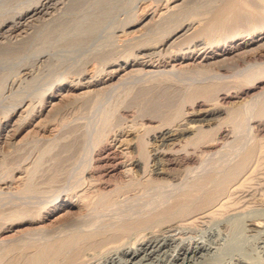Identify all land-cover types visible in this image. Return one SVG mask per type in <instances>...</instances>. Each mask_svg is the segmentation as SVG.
I'll return each instance as SVG.
<instances>
[{
  "label": "rangeland",
  "instance_id": "obj_1",
  "mask_svg": "<svg viewBox=\"0 0 264 264\" xmlns=\"http://www.w3.org/2000/svg\"><path fill=\"white\" fill-rule=\"evenodd\" d=\"M18 1L20 3L22 2L21 3L22 6H26V4H29L33 0L31 1L24 0L25 3L22 0H0V14L4 13L7 15L8 13L12 14V13L17 12L18 9H16V5L14 4H18ZM150 1H153V0H141V1L137 0V3L141 4V7H142V6H145L146 4H149ZM187 1L189 0H171L172 3L170 4V6H176V5L178 6V7H175L176 16L174 17H178L180 15L196 14L197 11H198L197 13H199L205 10L206 7L203 5L207 4V6H209V4H211L210 2H213V0L212 1L210 0V2H208L209 0H190L191 3L189 1L190 3L189 4ZM240 1H243L244 5L246 7L247 6L249 7L247 8L250 11L245 9L246 17L244 19L248 17L246 19L247 21L242 20L240 24H237L235 28L230 30L229 31L230 33L227 32L226 35L222 34V35H219L217 38L215 37V39L208 40L207 41L208 47L206 46L204 49H201V51L200 50L195 51V52L192 51L191 49L192 44L191 45L187 44L184 41H181V43L180 42L177 43L173 48H171L172 49L171 51H173L172 53L174 55L172 53L171 54L167 53V55L165 56L163 55V58L165 57L163 60L166 62L168 61V65H166L165 68L160 67L158 70H155V71H164V72L171 71L172 74L161 75V76L159 75V76H156V78H148V79L147 77L130 79L129 80L130 84L125 85L124 88L123 87L117 88L116 92L114 94H111V98H113L111 101L107 100L109 96L108 98L106 96L107 99L105 98L104 100L99 101L101 100L102 95L98 96L97 93L94 91L96 89L95 87L96 79L92 80L89 86H79L78 85L79 86L78 87L74 85L73 83L68 84L65 80H63V77L64 75L65 76L67 75V72L68 74L69 72H71L70 69L72 68V66L70 65H73L74 62L77 63L78 59L80 58L84 59V57H86L91 52L94 53L95 52L94 48L98 46L99 44H102V43L108 44L111 41V34L113 31H116V35L117 34L120 35L121 34L120 30L123 27L129 28L128 29L129 32H134L136 28L137 29L135 31L139 29L140 25L132 23L136 18H139V16L142 13L141 8H139L140 10L139 9L136 11L133 10V7H134L133 5L134 3H136V0H112V1L111 0H88V1L84 0L80 4V6L77 7L75 11H73V13H69L70 15L69 14L67 15V18L69 20L67 19L64 25L62 23L63 22L62 6L58 5V7L56 6L54 9H51L50 11V13H52L53 16L56 17L55 18L56 21L50 22L49 26L44 30H42L41 20H38L39 22L36 21L35 25L37 26H35V28L32 30L33 37L28 42L22 43V45L21 44L14 45L13 48H11L10 50L6 52L5 51L0 52V136H1L0 137V171H1L0 172V264H32V262L33 264H82V263L89 264V263L103 261L105 257L112 254V252L114 253V251L121 245L131 246L133 243H135V241L137 242L141 240L145 234L150 233L152 231H158L159 229L162 228L163 226L162 225L163 222L161 220L162 218H159V220L161 221L159 225L157 223H154V221H156L158 217L155 220L153 219L152 220L153 222L151 221V223L150 222L147 223L146 226L141 225L142 226L141 227L139 225L138 227V223L141 221L143 216H145V214L147 216L149 212H153V213H149V215L150 214L154 215L155 213L158 212L160 208L161 209L159 211L167 207H171L177 202V199L181 197L183 194L185 195L186 193H189L190 191L191 192L194 191L196 185L201 183L203 179H204V182H206V186L208 188H213L215 184L214 182H211V181L214 178L215 179L220 178L229 169L239 164L246 157H247V162H246L247 170L250 172L252 169L254 170L250 173L251 175H249V179L246 181L244 186L239 190L241 192L233 191L234 194L230 196L229 202L226 204V206L217 210L212 215V217L208 216L206 218H202L191 224L190 222L187 223L188 221L184 220L183 218H177L175 219L177 222L175 221V223H171V224L173 225L176 224L179 226L178 236L179 237L186 236L184 238L182 237V239H185V240H188V238L189 240L198 239L199 236L202 237L203 235H206L207 230H209L210 228H213L214 230L215 229L218 230L221 234L220 236L222 240L227 239V237L231 235V238L233 240H231L230 244L226 247V251H227L225 252L226 254H228V252L229 253L241 252L248 256H251L259 264H264V231L257 237L250 236V235H253V233H245L244 231L243 232L241 231L242 222L244 224L245 219H249V217H252V216L257 217L262 222V224L264 223V201H263L264 195H262L264 194V186H263L264 185V172H263L264 170H262L264 169V138H263L264 132L261 135L254 132L255 129H253V127L255 123L253 124L252 122L246 123V118L244 119L242 117V118L234 119V115L231 116L227 112H224L223 114L216 117L215 119L216 122L218 119L222 122L228 119L227 124H226L228 126L227 127L228 129L227 137L228 138L226 137L225 138L226 140L225 139L222 140L221 141L222 143L219 144L218 148L213 150V152L211 151L209 153H204L200 151L202 150L201 147L203 143H197L194 135L190 134L188 137L193 138L190 141V144L184 147H180L178 150H179V153H182V155L185 154L186 152L193 153V156L196 157L197 162L196 164H194V166L192 165L189 167V168L193 167L192 169H184V168L181 169V171L177 173L179 178L177 182L175 181L172 183L173 185L171 184L172 187L171 185H169L170 187H168V185H165L167 189L165 188V186L164 188H162L163 186H157V187L152 186L148 188H142L141 187L142 184L139 182L143 178L141 173H143L142 168L144 166L141 168L143 160H140L139 167L137 166L135 170L137 169V172L139 171L138 174L139 176H142V178H140L137 181H133L132 183H125L127 182L126 181L127 178L124 177L123 179V177H120L119 175L116 176V179H113V180L111 179L110 184L112 182L111 185L113 186V188L115 187V182L119 180H124V183L126 184V186L121 188L119 192L115 191L114 193H112L111 198L113 199L110 198L108 202L105 203V200H99L100 202H98V199H96L97 198L96 197L94 199H96L97 201L96 200H94L95 202L92 201L93 204H90L89 206H85L83 204L84 205L83 206L81 205V203L78 202L80 200H78L76 196L78 195V193L82 191V189H86V187H88V181L83 179V178H86L88 174L84 173L83 175L84 177H82L81 169L84 168L83 166L87 167L88 164H90V161H89L90 151L88 150L89 149L91 150V148L93 147V141L96 139L94 136V132L96 133L97 131L98 133V134L96 133V137H98L99 134L101 133L103 134L105 133L104 134V136H106L105 140L107 139L108 141L112 142L111 145L115 146L118 149L119 144H116L117 140L114 141V139H115V136L120 132L119 129L120 128L122 129L123 127H125L124 125H122L124 123V116H122V113H121L122 109L127 110V111L125 110L123 111L125 112L127 116L125 117V122H128V125L135 123L134 125L136 127H140V124L147 123L146 126L152 125L154 127L155 125L156 127L159 124V126H171V127L173 126L174 127V125H177L178 123L179 124L183 123L182 121H186V119L188 118H191V117L200 118L204 114L205 110L209 109L210 107H213V104L219 99L217 95L218 92L213 94L212 97L208 96V98H205L202 95L205 92H208V91L213 92L214 90L220 89L222 88V86L228 83H231V81L237 79L238 76L241 77V75H243L245 72L246 73L249 72L250 69L253 68L256 70L255 67L257 66H259V69H257L258 71L256 70L257 73H259L261 70H263L264 72V24H263L264 14L261 13L264 10V0H240ZM260 1L262 2V4L260 3ZM219 2L220 1H217L218 5H219ZM157 3L155 2L150 3L151 9L154 8V6L156 5H161L163 7V5H165V0H160ZM183 3H185V5ZM5 5H9V6L6 7ZM203 7L205 8L203 9ZM249 12L250 14H248ZM259 18L260 20H262V22L259 20ZM129 21L130 23L128 24ZM243 23H245V25ZM250 23L251 25H249ZM246 24L249 26H247ZM250 27H251V30H250ZM98 31H102V32H99L98 34ZM212 34L214 35V32ZM8 35L11 38L15 37L14 34H11L12 36L10 34H7L6 36ZM34 37L35 39H33ZM93 43L94 45H92ZM180 45H182L183 47ZM176 47L178 50L176 49ZM74 49L76 50L74 51ZM252 49L253 50L257 49L256 50L257 52L255 51L253 53L254 57H252V59H249L248 61L247 60H237L233 58L235 55H238L239 53L246 52ZM258 50H259V54H258ZM45 53L47 55L44 56ZM39 55L40 57L42 55L43 60H41V62H35L36 64L34 65L33 62L34 60H36L34 58L36 56H37L36 58H38ZM88 57H89L88 58L89 60L92 58V56H88ZM222 57L223 59L224 58L226 59L223 60ZM68 58H70V60L74 59V61L73 62H71L72 60L68 61L69 60ZM217 60H220V61H217ZM253 61L254 63H258V64L256 65L253 64ZM209 62L212 64H209ZM67 64L69 65V67ZM156 64L157 62H155L154 65ZM247 65H251V67L248 66L249 67L248 69V67H246ZM87 66L89 70H91L93 67L92 63H89ZM23 67L24 68L29 67L33 75L32 77H34V79H28L25 82L22 80L20 70H22L21 68ZM32 67L34 68L32 69ZM63 69L65 70L64 72H62ZM240 70H243V71L241 72ZM93 71L94 70H92L91 72L93 73ZM103 74L101 75L100 78L105 79L106 76L105 74L104 75ZM232 74L233 76H236V78L233 77ZM58 75L61 77H59ZM96 75L97 73L94 74L93 77H95ZM209 76H212V77H209ZM40 78L42 79L41 81H39ZM200 78L201 79L205 78V79L201 80ZM215 78H217V80ZM116 80L117 79L112 80L111 83H116L117 82ZM49 81H51V83ZM43 84H48V85L47 87H44L46 85L42 86ZM36 86L37 87L42 86L43 89L39 87L42 90L41 89L38 90ZM50 86H52V88ZM258 88L259 89L254 90L255 92L254 91L250 92L248 97H244L243 100L246 101L248 98L250 102L253 99H257L253 97L259 96L258 94H261L262 91L264 92V85H261ZM85 91L88 93L86 94ZM189 92H191L192 94H190ZM77 94H78V97H80V99L76 97ZM95 95L97 96V98H95ZM88 97H90L91 101L93 100V102H91L90 99H89L90 102L87 101ZM190 98H191V101H190ZM84 99L87 102H85ZM241 100L242 99H236V101H241ZM259 100H261V98H259ZM263 100L262 102L260 101V107L258 106L257 108V111L260 113L259 115L260 117L264 116ZM98 101H99V104L102 105L103 107L99 106ZM185 101L187 102L185 103ZM30 103L32 104L33 107L30 105ZM168 103L169 104L174 103V104H170L169 106ZM85 104L88 107H86ZM261 104H263V106H261ZM25 105H27L28 107L30 106V108L28 109V107H26ZM129 105L130 107H128ZM81 106L82 107L84 106V107L82 108ZM226 106L230 107L229 104H227ZM108 107L110 108V111H111L110 113L112 115H110L109 112H108L109 115L106 114L107 109H109ZM23 109L24 110L26 109V110L24 111ZM8 110L10 112L13 111V113L12 112L10 113ZM25 113H26V116L23 119V116L25 115ZM162 113H164L163 116H162ZM139 114L142 115V117H140ZM185 114H187V117ZM75 115L78 116V117L76 116L77 119ZM154 115L155 117L153 118L157 117L156 118L157 120L151 119L152 116ZM26 117L27 119H25ZM182 117L184 118L186 117V118L184 119ZM121 119L123 120L122 122H121ZM134 120H136L137 122ZM215 120H212L211 122H215ZM160 121L161 123H159ZM164 121H166V123ZM18 123H19V126H18ZM86 123H88V125ZM243 125L245 127H248L249 129L248 128L245 129ZM216 126H217V123H212L210 126H204V130L211 132L208 135L210 138L207 137L205 141L212 140L213 138L215 139L218 137L217 136L218 134L215 131H213L215 130L214 128H216ZM97 128L99 130H97ZM116 130H117V133H116ZM110 131L111 133H109ZM152 133H153L152 131L149 133L147 132L144 133L143 130L139 131L140 135L137 133L138 134L137 138L139 140H141L143 143L146 142L147 144H149L148 145L149 148L152 146L149 149L148 146L146 145L144 152L148 150L150 151L153 148V145L155 144L153 143L154 138L152 137ZM258 135L261 139L258 137ZM98 145L100 146V144ZM99 146H96L95 149H98ZM222 146L224 149L222 148ZM124 147L125 146H123V148L121 147L120 150L125 149ZM217 150H220V151H217ZM207 158L209 159L212 158L213 160L211 159L212 161H210ZM75 166L77 167L75 168ZM261 166L263 168H261ZM86 167H85L86 169L85 172L89 170V166L88 168ZM200 171H203V172H200ZM256 172L257 174H255ZM39 173L42 175H39ZM216 174L217 175L220 174V175H218V177H215ZM256 175L258 176L256 177ZM134 177H137L136 172H134ZM250 178H251V181H250ZM255 178L258 180V182ZM77 179L79 180V182H77L78 181ZM81 180L82 181L84 180L83 183ZM199 180L201 181L199 182ZM207 180L209 181L211 180V181L209 182ZM136 182L138 185L136 184ZM207 182L212 183V185H209V183ZM252 182L254 183L252 184ZM175 184H177V186L180 185L181 187L179 186L177 188ZM152 189L154 191H151ZM148 190H150L151 192ZM163 190L165 191V194H163L164 193ZM178 190H180L181 192ZM171 194H173L174 196ZM132 195H133V198L131 197ZM155 197H156V200H155ZM149 199L152 201H150ZM140 201L143 203H141ZM236 202L240 204L241 206L238 205ZM144 204L146 205V207ZM154 210H156L155 213H154ZM129 211L131 212L133 211L132 214L131 212L129 213ZM146 211H148V213H146ZM109 212L112 214L113 218L111 217V214ZM104 214L106 217L104 216ZM177 215L175 214L174 216H177ZM138 217H140V220ZM133 220H135V222ZM178 221H179V224H177ZM182 224L184 226L186 225L187 226L184 227L182 226ZM121 227H124V228H121ZM118 229L119 231H117ZM108 233L109 235H107ZM85 234H88V235H85ZM222 240L219 241V245H218L220 247V244L222 243L221 248L224 245V241L222 242ZM209 262H211L210 264H212L211 259L209 260Z\"/></svg>",
  "mask_w": 264,
  "mask_h": 264
},
{
  "label": "bare ground",
  "instance_id": "obj_2",
  "mask_svg": "<svg viewBox=\"0 0 264 264\" xmlns=\"http://www.w3.org/2000/svg\"><path fill=\"white\" fill-rule=\"evenodd\" d=\"M24 1V0H22ZM31 1V0H26ZM84 0H33L29 4H26V6H22L21 3L18 1V4L16 5V9H18L17 12L12 14H0V52L8 51L11 48L14 47V45L21 44L28 42L33 37L32 30L35 28V22L38 20H41L42 24V30L46 29L50 22L56 21V17L53 16L52 13H50L51 9H54L58 5L62 6L63 10V25L67 21V15L69 13H73L77 7L80 6V4ZM88 1V0H87ZM112 1V0H111ZM141 1V0H140ZM160 0H153L150 1V3H157ZM190 1V0H189ZM189 1H187L189 3ZM212 1V0H211ZM217 1L219 2V5L217 4ZM86 2V1H85ZM135 2V1H133ZM139 2V1H138ZM146 2V1H145ZM162 2V1H161ZM160 2V4H161ZM182 2V1H180ZM210 2V0L208 1ZM259 2V1H258ZM16 3V2H15ZM20 3V5H19ZM25 3V1H24ZM27 3V2H26ZM149 3V2H148ZM146 4L145 6L141 7V4L134 3L133 10H138L141 8V15L139 18H136L132 23L138 24L139 29L137 31L134 30V32H129L126 27H121L120 35H116V31H113L111 34V41L108 44H99L94 48L95 52H91L88 54L84 59H78V62H74L72 68L70 69L71 72H67V75L63 77V80H65L68 84L73 83L76 86H89L92 82V80L96 79L94 90L98 96H101L102 101L106 98L108 101H111L113 98H111V94H114L116 92V89L119 87H125V85L130 84L129 80L134 78H156V76L161 75H169L172 74L171 71H155L158 70L160 67H166L168 65V61H164L163 55H167V53H172L171 51L177 43H181V41L186 42L187 44H192L191 49L192 51H201V49H204L208 45V40L215 39L219 35L225 34L229 32L230 30L234 29L237 24H240L245 16V11L249 10L245 5L243 1L240 0H213V2H210L209 6L203 5L204 11H201L199 13L196 12V14H188V15H180L178 17L175 13V7L176 6H170L172 3L171 0H165V5L163 7L161 5H156L154 8L151 9V4ZM164 3V2H163ZM175 3V2H174ZM186 3V4H188ZM191 3V1H190ZM189 3V4H190ZM193 3V2H192ZM262 4V2L260 1ZM158 4V3H157ZM185 5V3H183ZM243 4V5H242ZM251 4V3H250ZM140 5V6H139ZM258 5V4H257ZM256 5V6H257ZM6 7L9 5H5ZM103 6V5H102ZM5 7V8H6ZM114 7V6H113ZM117 7V6H116ZM150 7V9H149ZM153 7V6H152ZM201 7V6H200ZM59 9V8H58ZM57 9V11H58ZM91 9V8H90ZM114 9V8H113ZM112 9V10H113ZM184 9V8H183ZM246 9V10H245ZM259 9V8H257ZM12 10V9H11ZM14 10V9H13ZM129 10V9H128ZM132 10V11H133ZM140 10V9H139ZM199 10V9H198ZM263 10V9H262ZM92 11V10H91ZM131 11V10H130ZM128 11V12H130ZM180 11V10H179ZM186 11V10H184ZM200 11V10H199ZM250 11V10H249ZM252 11V9H251ZM264 11V10H263ZM261 12L264 14V12ZM89 12V10H88ZM106 12V11H105ZM177 12V11H176ZM55 13V12H54ZM58 13V12H56ZM77 13V12H76ZM91 13V12H90ZM195 13V12H194ZM78 14V13H77ZM250 14V12L248 13ZM55 15V14H54ZM70 15V14H69ZM247 15V13H246ZM106 16V15H105ZM137 16V15H136ZM61 17V16H60ZM95 17V16H94ZM59 18V17H58ZM62 18V17H61ZM252 18V17H250ZM256 18V17H255ZM55 19V20H54ZM87 19V17H86ZM69 20V19H68ZM250 20V19H249ZM260 20V18H259ZM247 21V20H246ZM257 21V20H256ZM262 22V20H260ZM39 22V21H38ZM121 22V21H120ZM253 22V21H252ZM260 22V23H261ZM58 23V22H57ZM73 23V22H72ZM130 21L128 22V24ZM131 23V24H132ZM259 23V24H260ZM114 24V23H113ZM245 25V23H243ZM262 24V23H261ZM264 24V23H263ZM262 24V25H263ZM98 25V24H97ZM247 25V24H246ZM251 25V23L249 24ZM247 25V26H249ZM257 25V24H256ZM241 26V25H240ZM261 26V25H260ZM254 27V26H253ZM263 27V26H262ZM51 28V27H50ZM131 28V26H130ZM77 29V28H76ZM251 30V27H250ZM262 30V29H260ZM259 30V31H260ZM64 31V30H63ZM237 31V30H235ZM256 31V30H255ZM39 32V31H38ZM78 32V31H77ZM99 32L102 31H98ZM214 32V35L212 34ZM16 33V34H15ZM230 33V32H229ZM7 34H14V38L6 36ZM67 35V34H66ZM103 35V34H102ZM107 35V34H106ZM12 36V35H11ZM42 36V35H41ZM110 36V35H109ZM214 36V38H213ZM75 37V36H74ZM101 37V36H100ZM107 37V36H106ZM204 37V38H203ZM99 38V37H98ZM35 39V37L33 38ZM32 39V40H33ZM97 39V38H96ZM100 39V38H99ZM98 39V40H99ZM231 40V39H230ZM250 40V39H249ZM216 41V40H214ZM34 42V41H33ZM93 42V41H92ZM250 42V41H249ZM95 43V42H94ZM94 43L92 45H94ZM217 43V42H216ZM244 43V42H243ZM184 44V43H183ZM68 46V45H67ZM182 46V45H180ZM179 46V47H180ZM189 46V45H188ZM187 46V48H188ZM210 46V45H209ZM242 46V45H241ZM263 46V45H262ZM71 47V45H70ZM89 47V46H88ZM183 47V46H182ZM208 47V46H207ZM212 47V46H211ZM90 48V47H89ZM88 48V49H89ZM186 48V47H185ZM243 48V47H242ZM177 49V47H176ZM76 49H74L75 51ZM80 50V49H79ZM178 50V49H177ZM181 50V48H180ZM179 50V51H180ZM257 49L248 50L246 52L239 53L238 55H235L233 58L237 60H249L252 59L253 53ZM64 51V50H63ZM85 51V49H84ZM88 51V50H86ZM175 51V50H174ZM181 52V51H180ZM225 52V51H224ZM240 52V51H239ZM257 52V51H256ZM70 53V52H69ZM80 53V52H79ZM184 53V51H183ZM238 53V52H237ZM173 54V53H172ZM259 54V50H258ZM47 55L46 53L44 56ZM174 55V54H173ZM184 55V54H183ZM182 55V56H183ZM205 55V54H204ZM77 56V55H76ZM88 56H92V58L89 60ZM187 56V55H186ZM207 56V55H206ZM205 56V57H206ZM215 56V55H214ZM37 57V56H36ZM34 58V65L35 62H41L43 60L42 55L38 58ZM48 57V56H47ZM78 57V56H77ZM80 57V56H79ZM178 57V56H177ZM192 58V57H191ZM263 58V57H262ZM38 59V60H37ZM47 59V58H46ZM45 59V60H46ZM51 59V58H50ZM69 59V60H68ZM68 61H71L70 58H68ZM179 59V58H178ZM223 59V57H222ZM221 59V60H222ZM224 58L223 60H225ZM199 60V59H198ZM33 61V60H31ZM52 61V60H51ZM67 61V62H68ZM74 59L71 61L73 62ZM77 61V60H76ZM220 61V60H217ZM155 62H157L156 65ZM213 62V61H211ZM252 62V61H251ZM27 63V62H26ZM89 63H92L93 67L91 70H89L87 65ZM200 63V62H199ZM208 63V62H207ZM217 63V62H216ZM220 63V62H218ZM39 64V63H38ZM66 64V63H65ZM72 64V63H71ZM195 64V62H194ZM197 64V63H196ZM202 64V63H201ZM209 64H212L209 62ZM208 64V65H209ZM240 64V63H239ZM249 64V62H248ZM253 64H258L254 63ZM263 64V63H262ZM31 65V64H30ZM68 65V64H67ZM68 65V67H69ZM98 65V67H97ZM25 66V65H24ZM33 66V64H32ZM41 66V64H40ZM55 66V65H54ZM251 67V65H247L246 67ZM254 66V65H253ZM37 67V66H36ZM35 67V69H36ZM172 67V66H171ZM177 67V66H176ZM216 67V66H215ZM248 67V69H249ZM34 67H32L33 69ZM67 68V67H66ZM256 70L259 69V66L255 67ZM20 74L22 80L25 82L28 79H34L32 77L31 70L28 68H21ZM179 69V68H178ZM236 69V68H235ZM242 69V68H241ZM92 70L93 73L91 72ZM213 70V69H212ZM244 70V69H243ZM243 70H240L241 72ZM247 70V69H245ZM255 69H250L249 72H245L243 75L238 76L237 79L231 81V83H228L222 88L214 90L213 92L208 91L202 94L205 98H208V96H211L218 92L219 99L213 104V107H210L209 109L204 111V114L199 118H188L186 121H182L183 123H178L177 125L172 126H156L154 127L151 125H147V123L140 124V127H136L133 124L128 125V122H125L126 114L122 109L121 113L122 116H124V125L121 130L119 129V133L115 136L114 141L117 140L116 144H119L118 149L115 146H112V142L105 140V137L103 133L99 134L98 137H96V133L94 132L95 140L93 141V147L89 153V161L90 164L89 170L85 172V167L81 169L82 170V177H84V173L88 174L86 178H83L84 180L88 181V187L86 189H82L80 193H78L77 199L81 203V205L89 206L90 204H93L92 201L98 199L99 200H105V203L110 200L112 197V193L115 191L119 192L121 188L125 187V183H132L133 181H137L140 178H143L140 180L139 183H141L142 188H148V187H154V186H163L165 185H171L173 182H177L178 180V174L181 169H192L193 167L189 168L190 166H194L196 164V157L193 156V153L186 152L182 155V153H179V148L184 147L188 144H190V141L193 138L188 137L190 134H193L196 138L197 143H203L200 151L204 153L213 152V150L217 149L219 144H221L222 140H224L228 135V129H227V120L220 121L219 119L216 122V117L223 114L224 112H227L229 115H234V119L237 118H246V123L252 122L255 123L253 129L254 132L261 135L264 132V116L260 117V113L257 111L258 106L260 107V101L262 102L264 98V92L262 91L261 94H258L259 96L253 97L257 99H253L249 102L248 98L247 100H243L244 97H248L249 93L259 89L261 85H264V72L261 70L259 73H257ZM65 70L63 69L62 72ZM207 71V70H206ZM236 71V70H235ZM239 71V72H240ZM35 72V70H34ZM91 72V73H90ZM181 72V71H180ZM251 72V73H250ZM16 73V72H15ZM18 73V72H17ZM97 75L93 77L94 74ZM105 74V79L100 78L102 74ZM178 73V72H177ZM226 73V72H225ZM19 74V73H18ZM36 74V73H34ZM63 74V73H62ZM61 74V76H62ZM71 74V75H70ZM92 74V75H91ZM103 74V75H104ZM234 74V73H233ZM232 74V76H233ZM57 75V73H56ZM174 75V74H173ZM186 75V74H185ZM219 75V74H218ZM235 75V74H234ZM18 76V75H17ZM38 76V75H37ZM50 76V75H49ZM59 76V75H58ZM59 76V77H61ZM149 76V77H148ZM177 76V75H175ZM181 76V75H180ZM194 76V75H193ZM220 76V75H219ZM228 76V75H227ZM230 76V75H229ZM182 77V76H181ZM180 77V78H181ZM212 77V76H209ZM223 77V76H222ZM236 78V76H233ZM185 78V77H184ZM206 78V77H205ZM204 78V79H205ZM221 78V77H220ZM58 79V77H57ZM117 79L116 83H111L112 80ZM176 79V78H175ZM201 79V78H200ZM201 79V80H204ZM212 79V78H211ZM217 80V78H215ZM223 79V78H222ZM226 79V78H225ZM12 80V79H11ZM38 80V78H37ZM42 79L40 78L39 81ZM52 80V79H51ZM61 80V79H60ZM173 80V79H172ZM177 80V79H176ZM258 80V81H257ZM13 81V80H12ZM11 81V82H12ZM17 81V80H16ZM21 81V80H20ZM19 81V82H20ZM180 81V80H179ZM178 81V82H179ZM184 81V80H183ZM186 81V80H185ZM188 81V80H187ZM190 81V79H189ZM226 81V80H225ZM51 83V81H49ZM94 82V81H93ZM215 82V81H214ZM263 82V83H262ZM55 83V82H54ZM141 83V82H140ZM172 83V82H171ZM184 83V82H182ZM195 83V82H194ZM208 83V82H207ZM19 84V83H18ZM57 84V83H56ZM59 84V83H58ZM149 84V83H148ZM191 84V82H190ZM189 84V85H190ZM10 85V84H9ZM14 85V84H13ZM37 85V84H36ZM46 85V86H44ZM48 84H43L42 86L47 87ZM52 85V84H51ZM179 85V84H178ZM201 85V83H200ZM8 86V85H7ZM42 86H36L39 89L42 88ZM59 86V85H58ZM70 86V85H69ZM68 86V87H69ZM78 86V87H79ZM191 86V85H190ZM220 86V85H219ZM41 87V88H39ZM49 87V86H48ZM52 88V86H50ZM54 87V86H53ZM98 87V88H97ZM63 88V87H62ZM185 88V87H184ZM7 89V88H6ZM35 89V88H34ZM43 89V88H42ZM41 89V90H42ZM46 89V88H45ZM44 89V90H45ZM71 89V88H70ZM69 89V90H70ZM73 89V88H72ZM83 89V88H82ZM93 89V88H92ZM190 89V88H189ZM47 90V89H46ZM49 90V89H48ZM51 90V89H50ZM161 90V89H160ZM166 90V89H165ZM188 90V89H187ZM34 91V90H33ZM37 91V90H36ZM89 91V90H87ZM162 91V90H161ZM261 91V90H260ZM43 92V91H42ZM92 92V91H91ZM132 92V91H131ZM151 92V91H150ZM193 92V91H192ZM255 92V91H254ZM30 93V92H29ZM49 93V91H48ZM87 94L88 92L85 91ZM84 93V94H85ZM148 93V92H147ZM156 93V92H155ZM192 94L191 92H189ZM203 93V92H202ZM42 94V93H41ZM47 94V93H46ZM73 94V93H72ZM82 94V93H81ZM118 94V93H117ZM157 94V93H156ZM164 94V93H163ZM11 95V94H10ZM28 95V94H27ZM26 95V96H27ZM124 95V94H123ZM136 95V94H135ZM162 95V94H161ZM187 95V93H186ZM80 96V95H79ZM92 96V95H91ZM138 96V95H137ZM156 96V95H155ZM190 96V95H189ZM255 96V95H254ZM78 97V94L76 96ZM134 97V96H133ZM151 97V96H150ZM196 97V96H195ZM194 97V98H195ZM261 100H259V98ZM38 98V97H37ZM74 98V97H73ZM95 98L97 96L95 95ZM128 98V97H127ZM139 98V97H138ZM153 98V97H152ZM181 98V97H180ZM251 98V97H250ZM249 98V99H250ZM76 99V98H75ZM89 101H91V98H87ZM94 99V98H93ZM236 99H242L241 101H236ZM117 100V99H116ZM151 100V99H150ZM154 100V99H153ZM161 100V99H160ZM163 100V99H162ZM255 100V101H254ZM42 101V100H41ZM40 101V102H41ZM72 101V100H71ZM85 102H87L84 99ZM89 101V102H90ZM97 101V100H96ZM98 101V104H99ZM106 101V102H108ZM118 101V100H117ZM191 101V98H190ZM26 102V101H25ZM43 102V101H42ZM69 102V101H68ZM88 102V103H89ZM93 102V100L91 101ZM119 102V101H118ZM165 102V101H164ZM187 101H185L186 103ZM189 102V100H188ZM198 102V101H197ZM201 102V101H200ZM203 102V101H202ZM73 103V102H72ZM75 103V102H74ZM77 103V102H76ZM87 103V104H88ZM154 103V102H153ZM182 103V102H181ZM192 103V102H191ZM264 103V100H263ZM34 104V103H33ZM39 104V103H38ZM37 104V105H38ZM81 104V103H80ZM83 104V103H82ZM105 104V102H104ZM108 104V103H107ZM132 104V103H131ZM162 104V103H161ZM165 104V103H164ZM169 104V103H168ZM174 104V103H170ZM169 104V106H170ZM194 104V103H193ZM206 104V103H205ZM227 104L230 105V107L226 106ZM32 106V104L30 103ZM40 105V104H39ZM67 105V104H66ZM86 105V104H85ZM84 105V106H85ZM114 105V104H113ZM121 105V104H120ZM126 105V104H125ZM176 105V104H175ZM174 105V106H175ZM28 107L27 105H25ZM74 106V105H72ZM80 106V105H79ZM83 106V107H84ZM101 107L102 105L99 104ZM151 106V105H150ZM157 106V105H156ZM189 106V105H188ZM263 106V104H261ZM33 107V106H32ZM82 107V106H81ZM82 107V108H83ZM86 107H88L86 105ZM91 107V106H90ZM103 107V106H102ZM121 107V106H120ZM119 107V108H120ZM130 107V105L128 106ZM142 107V106H141ZM158 107V106H157ZM166 107V106H165ZM172 107V106H171ZM195 107V106H194ZM207 107V106H206ZM20 108V107H19ZM22 108V107H21ZM30 106L28 107V109ZM109 108V107H108ZM113 108V107H111ZM188 108V107H187ZM27 109V110H28ZM37 109V108H36ZM67 109V108H66ZM78 109V108H77ZM97 109V108H96ZM129 109V108H128ZM137 109V108H136ZM150 109V108H149ZM170 109V108H169ZM206 109V108H205ZM15 110V109H14ZM24 110V109H23ZM26 110V109H25ZM24 110V111H25ZM65 110V109H64ZM85 110V108H84ZM93 110V109H92ZM116 110V109H115ZM160 110V109H159ZM188 110V109H187ZM9 111V110H8ZM32 111V110H31ZM83 111V110H82ZM118 111V110H117ZM127 111V110H125ZM145 111V110H144ZM163 111V110H162ZM177 111V110H176ZM257 111V112H256ZM10 112V111H9ZM13 113V111H11ZM10 112V113H11ZM22 112V111H21ZM70 112V111H69ZM68 112V113H69ZM105 112V111H104ZM108 112L110 113V108L107 109V115ZM114 112V111H113ZM146 112V111H145ZM153 112V111H152ZM159 112V111H158ZM166 112V111H165ZM200 112V111H199ZM19 113V112H18ZM23 113V112H22ZM28 113V112H27ZM103 113V112H102ZM116 113V111H115ZM143 113V112H142ZM203 113V112H201ZM20 114V113H19ZM18 114V116H19ZM29 114V113H28ZM72 114V113H71ZM79 114V112H78ZM98 114V113H97ZM132 114V113H131ZM164 113H162L163 116ZM190 114V113H189ZM195 114V113H194ZM66 115V114H65ZM89 115V114H88ZM106 115V116H107ZM110 115H112L110 113ZM118 115V114H117ZM134 115V114H133ZM140 115V114H139ZM187 117V114H185ZM193 115V113H192ZM191 115V116H192ZM23 116V115H22ZM25 115L23 116V119ZM67 116V115H66ZM70 116V115H69ZM77 115H75L76 117ZM81 116V115H80ZM83 116V115H82ZM104 116V115H103ZM74 117V116H73ZM78 117V116H77ZM76 117V119H77ZM105 117V116H104ZM109 117V116H108ZM142 117V115H140ZM151 119H156L153 118ZM169 117V116H168ZM185 117V118H186ZM194 117V116H193ZM19 118V117H18ZM71 118V117H70ZM139 118V117H138ZM184 118V117H182ZM184 118V119H185ZM259 118V119H257ZM22 119V118H21ZM20 119V121H21ZM27 119V117L25 118ZM75 119V118H74ZM81 119V118H80ZM79 119V120H80ZM83 119V118H82ZM86 119V118H85ZM89 119V118H88ZM102 119V118H101ZM106 119V118H105ZM104 119V120H105ZM111 119V118H110ZM113 119V118H112ZM129 119V118H128ZM160 119V118H159ZM162 119V118H161ZM166 119V118H165ZM2 120V119H1ZM66 120V119H64ZM84 120V119H83ZM95 120V119H94ZM109 120V119H108ZM115 120V119H114ZM132 120V119H131ZM157 120V119H156ZM173 120V118H172ZM212 120H215V122H211ZM19 121V122H20ZM119 121V120H118ZM123 120L121 119V122ZM130 121V120H129ZM136 121V120H134ZM167 121V120H166ZM166 121H164L166 123ZM181 121V120H180ZM71 122V121H70ZM137 122V121H136ZM141 122V121H140ZM245 122V121H244ZM112 123V122H111ZM120 123V122H119ZM149 123V122H148ZM161 123V121L159 122ZM212 123H217L216 128H214L218 135L217 138H213L212 140L205 141V139L208 137V135L211 132H208L204 130V126H210ZM88 125V123H86ZM106 124V123H105ZM225 124V125H223ZM243 124V123H242ZM65 125V124H64ZM100 125V124H99ZM113 125V124H112ZM116 125V124H114ZM157 125V124H156ZM167 125V124H166ZM169 125V123H168ZM173 125V124H171ZM233 125V124H232ZM19 126V123H18ZM85 126V125H84ZM103 126V125H102ZM109 126V125H108ZM244 126V125H243ZM245 127V126H244ZM105 128V127H104ZM139 128V129H138ZM248 127H245V129ZM42 129V128H41ZM112 129V127H111ZM240 129V128H239ZM249 129V128H248ZM44 130V128H43ZM61 130V129H60ZM59 130V132H60ZM71 130V129H70ZM97 130H99L97 128ZM143 130L144 133L147 132H153L152 137L154 138L155 143L153 145V148L149 151L144 152L146 145L148 146L146 142H142L137 138V135L139 134V131ZM76 131V130H75ZM92 131V130H91ZM106 131V130H105ZM109 131V130H108ZM115 131V130H114ZM253 131V130H252ZM43 132V131H42ZM53 132V131H52ZM62 132V131H61ZM107 132V131H106ZM84 133V132H83ZM100 133V132H99ZM111 133V131L109 132ZM117 133V130H116ZM138 133V134H137ZM213 133V132H212ZM248 133V132H247ZM74 134V132H73ZM98 134V133H97ZM239 134V133H238ZM54 135V134H53ZM107 135V133H106ZM111 135V134H110ZM140 135V134H139ZM150 135V134H149ZM250 135V134H249ZM258 135V137H259ZM11 136V135H9ZM59 136V135H58ZM87 136V135H86ZM92 136V135H91ZM143 136V135H142ZM252 136V135H251ZM1 137V136H0ZM93 137V136H92ZM148 137V136H147ZM150 137V136H149ZM214 137V135H213ZM216 137V136H215ZM232 137V136H231ZM235 137V136H234ZM13 138V137H12ZM40 138V137H38ZM113 138V137H112ZM111 138V139H112ZM228 138V137H227ZM260 138V137H259ZM264 138V136H263ZM4 139V138H3ZM79 139V138H78ZM110 139V137H109ZM146 139V138H145ZM257 139V138H256ZM261 139V138H260ZM42 140V139H41ZM91 140V139H90ZM153 140V139H152ZM226 140V139H225ZM4 141V140H3ZM6 141V140H5ZM112 141V140H111ZM229 141V140H228ZM232 141V140H231ZM253 141V140H252ZM86 142V141H84ZM92 142V141H91ZM227 142V141H226ZM81 143V142H80ZM232 143V142H231ZM85 144V143H84ZM88 144V143H87ZM90 144V143H89ZM100 144V146L98 145ZM80 145V144H79ZM151 145V144H150ZM198 145V144H197ZM200 145V144H199ZM229 145V143H228ZM15 146V145H14ZM96 146H99L98 149H95ZM125 146V149L120 148ZM263 146V145H262ZM90 147V146H89ZM116 149H115V148ZM152 147V146H151ZM150 147V148H151ZM193 147V146H192ZM199 147V146H198ZM259 147V146H258ZM149 148V146H148ZM149 148V149H150ZM223 148V146H222ZM2 149V148H1ZM85 149V148H84ZM194 149V148H193ZM224 149V148H223ZM259 149V148H258ZM220 151V150H217ZM259 151V150H258ZM261 151V150H260ZM84 152V151H83ZM182 152V151H181ZM215 152V151H214ZM5 154V153H4ZM58 154V153H57ZM67 154V153H66ZM137 154V155H135ZM262 154V153H261ZM206 155V154H205ZM215 155V154H214ZM87 156V155H86ZM263 156V155H262ZM52 158V157H51ZM55 158V157H54ZM59 158V157H58ZM214 158V157H213ZM225 158V157H223ZM253 158V157H252ZM209 159V158H207ZM212 159V158H211ZM209 159L210 161H212ZM142 161L141 168L143 169L142 176H139L137 169L135 168L139 167V162ZM150 160V161H149ZM222 160V159H221ZM220 160V161H221ZM224 160V159H223ZM201 161V160H200ZM253 161V160H252ZM227 162V161H226ZM247 157L244 158L239 164L235 165L233 168L229 169L223 176L217 179H213L211 182H214L215 186L213 188H208L206 186V182H204V179L201 183L197 184L194 191H190L189 193L183 194L181 197L177 199V202L172 205L171 207H167L161 211L158 210L157 213H155L156 210H154V215H148L141 216V221L138 223L141 226H146L147 223H151V221L156 219L154 223L160 224L159 218H162V228L158 231H152L150 233H147L143 236V238L139 241H135L131 246H125L121 245L118 247L114 253L108 255L103 259V261L89 263V264H210L209 260H212V264H259L255 259H253L251 256H248L241 252H235V253H229L226 254V247L230 244L231 235L227 237V239L222 240L221 234L218 230H214L213 228H210L207 230L206 235H203L202 237L199 236L198 239L193 240H185L182 239L183 236H178L179 226L173 225L171 223H175V219L177 218H183L184 220L194 223L202 218H206L208 216H211L219 209L226 206V204L229 202V198L231 195H233L234 192H241L239 191L246 181L249 179L250 173L254 170L252 169L251 172L247 170L246 167ZM79 163V161H78ZM144 163V164H143ZM210 163V162H209ZM228 163V162H227ZM238 163V162H237ZM3 164V163H2ZM13 164V163H12ZM15 164V163H14ZM82 164V163H81ZM234 165V164H233ZM52 166V165H51ZM88 166L86 168H88ZM229 166V165H228ZM263 166V165H262ZM261 166V168H263ZM21 167V166H20ZM38 167V165H37ZM68 167V166H67ZM70 167V166H69ZM77 166H75L76 168ZM81 167V166H79ZM198 167V166H197ZM254 167V166H253ZM22 168V167H21ZM74 168V170H75ZM202 168V167H201ZM204 168V167H203ZM208 168V167H207ZM255 168V167H254ZM260 168V167H259ZM258 168V169H259ZM32 169V168H31ZM57 169V168H56ZM214 169V168H213ZM212 169V170H213ZM216 169V168H215ZM257 169V168H256ZM255 169V170H256ZM264 170V169H262ZM261 170V171H262ZM21 171V170H20ZM38 171V170H37ZM71 171V170H70ZM133 171V172H132ZM205 171V170H204ZM208 171V170H207ZM211 171V169H210ZM218 171V170H217ZM260 171V170H259ZM1 172V171H0ZM39 172V171H38ZM72 172V171H71ZM134 172H136V176L134 177ZM203 172V171H200ZM264 172V171H263ZM54 173V172H53ZM198 173V172H197ZM215 173V172H214ZM218 173V172H217ZM220 173V172H219ZM261 173V172H260ZM5 174V173H4ZM19 174V173H18ZM22 174V173H21ZM257 174V172L255 173ZM39 175H42L39 173ZM80 175V176H81ZM119 175L120 177H126L127 182L124 183V180H119L115 182V187L110 184L111 179H116V176ZM181 175V174H180ZM186 175V174H185ZM203 175V174H202ZM208 175V174H207ZM220 175V174H218ZM216 174L215 177H218ZM12 176V175H11ZM20 176V175H19ZM38 176V175H37ZM70 176V175H69ZM74 176V175H73ZM192 176V175H190ZM194 176V175H193ZM201 176V175H199ZM258 175H256L257 177ZM10 177V176H9ZM48 177V176H47ZM64 177V176H63ZM196 177V176H195ZM198 177V176H197ZM203 177V176H202ZM22 178V177H21ZM46 178V177H45ZM50 178V177H49ZM211 178V177H210ZM209 178V179H210ZM253 178V177H252ZM263 178V177H262ZM17 179V178H16ZM36 179V178H35ZM44 179V178H43ZM63 179V178H61ZM182 179V178H181ZM199 179V178H198ZM256 179V178H255ZM20 180V178H19ZM78 180V179H77ZM80 180V178H79ZM79 180L77 182H79ZM83 180V181H84ZM189 180V179H188ZM192 180V178H191ZM199 180V182L201 181ZM257 180V179H256ZM61 181V180H60ZM82 181V180H81ZM82 181V183H83ZM209 181V180H207ZM209 181V182H210ZM251 181V178H250ZM255 181V180H254ZM4 182V181H3ZM2 182V184H3ZM42 182V181H41ZM207 182V183H209ZM256 182V181H255ZM258 182V180H257ZM5 183V182H4ZM11 183V182H10ZM87 183V182H86ZM85 183V184H86ZM191 183V182H190ZM198 183V182H197ZM254 182H252L253 184ZM137 184V182H136ZM196 184V183H195ZM262 184V183H261ZM7 185V184H6ZM69 185V184H68ZM78 185V184H77ZM138 185V184H137ZM173 185V184H172ZM171 185V187H172ZM177 186V184H175ZM179 185V184H178ZM185 185V184H184ZM194 185V184H193ZM209 185H212V183H209ZM260 185V184H259ZM263 185V184H262ZM9 186V184H8ZM63 186V185H62ZM87 186V185H86ZM128 186V185H127ZM135 186V185H133ZM180 186V185H179ZM177 186V188L179 187ZM264 186V185H263ZM59 187V186H58ZM69 187V186H68ZM181 187V186H180ZM189 187V186H188ZM248 187V186H247ZM5 188V187H4ZM11 188V187H10ZM62 188V187H61ZM138 188V187H137ZM159 188V187H158ZM157 188V189H158ZM166 188V186H165ZM256 188V186H255ZM263 188V187H262ZM2 189V187H1ZM59 189V188H58ZM154 189V188H153ZM151 191H154V190ZM156 189V188H155ZM167 189V188H166ZM170 189V188H169ZM172 189V188H171ZM261 189V188H260ZM69 190V189H68ZM128 190V189H126ZM140 190V189H139ZM142 190V189H141ZM174 190V189H173ZM248 190V189H247ZM56 191V190H55ZM125 191V190H124ZM150 191V190H148ZM150 191V192H151ZM162 191V189H161ZM160 191V192H161ZM164 191V190H163ZM172 191V190H171ZM170 191V192H171ZM176 191V190H175ZM180 191V190H178ZM244 191V190H243ZM50 192V191H49ZM67 192V191H66ZM123 192V191H121ZM147 192V191H146ZM157 192V191H156ZM167 192V191H166ZM181 192V191H180ZM187 192V191H185ZM232 192V193H231ZM247 192V191H246ZM135 193V192H134ZM163 193V192H162ZM245 193V192H244ZM54 194V193H52ZM67 194V193H66ZM149 194V193H148ZM158 194V193H157ZM165 194V191L164 193ZM170 194V193H169ZM178 194V193H177ZM247 194V193H246ZM255 194V193H254ZM75 195V194H74ZM117 195V194H116ZM124 195V194H123ZM131 195V194H130ZM147 195V194H146ZM161 195V194H160ZM167 195V194H166ZM173 195V194H171ZM169 195V196H171ZM237 195V194H236ZM261 195V194H260ZM264 195V194H262ZM52 196V195H51ZM118 196V195H117ZM122 196V195H121ZM150 196V195H148ZM154 196V195H153ZM162 196V195H161ZM174 196V195H173ZM172 196V197H173ZM41 197V196H40ZM50 197V196H49ZM71 197V196H70ZM97 197V198H96ZM115 197V196H113ZM133 198V195L131 196ZM135 197V196H134ZM145 197V196H144ZM157 197V196H156ZM155 197V200H156ZM160 197V196H159ZM168 197V196H167ZM178 197V196H177ZM235 197V195H234ZM233 197V198H234ZM96 198V199H94ZM138 198V196H137ZM151 198V197H150ZM158 198V197H157ZM166 198V196H165ZM255 198V197H254ZM260 198V197H259ZM58 199V198H57ZM60 199V198H59ZM73 199V198H72ZM93 199V200H92ZM113 199V198H111ZM154 199V198H152ZM168 199V198H167ZM166 199V200H167ZM232 199V198H231ZM257 199V198H256ZM40 200V199H39ZM54 200V199H53ZM150 200V199H149ZM158 200V199H157ZM170 200V199H169ZM175 200V199H174ZM186 202H184V201ZM262 200V199H261ZM68 201V200H67ZM71 201V200H70ZM76 201V199H75ZM97 201V200H96ZM134 201V200H133ZM137 201V200H136ZM135 201V202H136ZM143 201V200H142ZM147 201V200H146ZM145 201V203H146ZM152 201V200H150ZM241 201V200H240ZM253 201V200H252ZM260 201V200H259ZM264 201V200H263ZM95 202V201H94ZM113 202V201H112ZM111 202V203H112ZM121 202V201H120ZM134 202V203H135ZM141 202V201H140ZM148 202V201H147ZM156 202V201H155ZM154 202V203H155ZM158 202V201H157ZM255 202V201H254ZM143 203V202H141ZM150 203V202H149ZM153 203V202H152ZM160 203V201H159ZM237 203V202H236ZM253 203V202H252ZM251 203V204H252ZM68 204V203H67ZM74 204V203H73ZM109 204V203H108ZM128 204V203H127ZM238 204V203H237ZM244 204V203H243ZM70 205V204H69ZM83 205V206H84ZM110 205V204H109ZM124 205V204H123ZM145 205V204H144ZM149 205V204H148ZM240 205V204H238ZM60 206V205H59ZM72 206V205H71ZM100 206V205H99ZM105 206V205H104ZM133 206V205H132ZM167 206V205H166ZM164 206V207H166ZM241 206V205H240ZM36 207V206H35ZM43 207V206H42ZM53 207V206H52ZM70 207V206H69ZM111 207V206H110ZM123 207V206H122ZM128 207V205H127ZM126 207V208H127ZM146 207V205H145ZM159 207V206H158ZM244 207V206H243ZM83 208V207H82ZM85 208V207H84ZM89 208V207H88ZM108 208V207H107ZM116 208V207H114ZM125 208V207H124ZM141 208V207H140ZM149 208V207H147ZM146 208V209H147ZM157 208V206H156ZM228 208V207H227ZM236 208V207H235ZM240 208V207H239ZM59 209V208H58ZM65 209V208H64ZM80 209V207H79ZM78 209V210H79ZM100 209V208H99ZM98 209V210H99ZM60 210V209H59ZM87 210V209H85ZM101 210V209H100ZM116 210V209H115ZM122 210V209H121ZM136 210V209H135ZM150 210V209H149ZM232 210V209H231ZM53 211V209H52ZM97 211V210H96ZM95 211V212H96ZM103 211V210H102ZM109 211V210H108ZM128 211V210H126ZM125 211V212H126ZM142 211V210H141ZM145 211V210H144ZM39 212V211H38ZM46 212V210H45ZM57 212V211H56ZM92 212V211H91ZM94 212V213H95ZM115 212V211H114ZM118 212V211H117ZM124 212V211H123ZM131 211H129L130 213ZM133 212V211H132ZM131 212V214H132ZM136 212V211H134ZM140 212V211H138ZM222 212V211H221ZM49 213V212H48ZM81 213V212H80ZM90 213V212H89ZM97 213V212H96ZM104 213V212H103ZM110 213V212H109ZM108 213V214H109ZM128 213V212H127ZM126 213V214H127ZM142 213V212H141ZM40 214V213H39ZM98 214V213H97ZM107 214V215H108ZM111 214V213H110ZM109 214V215H110ZM117 214V213H116ZM177 216H174V215ZM35 215V214H33ZM80 215V214H79ZM96 215V214H95ZM108 215V216H109ZM114 215V213H113ZM118 215V214H117ZM130 215V214H129ZM144 215V214H143ZM38 216V215H37ZM94 216V215H92ZM97 216V215H96ZM101 216V214H100ZM105 216V214H104ZM116 216V215H115ZM121 216V214H120ZM123 216V215H122ZM139 216V215H138ZM160 216V217H159ZM22 217V216H21ZM36 217V216H35ZM103 217V216H102ZM106 217V216H105ZM111 217L113 218L112 214ZM130 217V216H129ZM34 218V217H33ZM68 218V217H67ZM92 218V217H91ZM101 218V217H99ZM131 218V217H130ZM140 220V217H138ZM216 218V216H215ZM22 219V218H21ZM30 219V218H29ZM70 219V218H69ZM93 219V218H92ZM97 219V218H96ZM123 219V218H122ZM261 219V218H260ZM263 219V218H262ZM39 220V219H38ZM89 220V219H88ZM99 220V219H98ZM102 220V219H101ZM105 220V219H104ZM121 220V219H119ZM117 220V221H119ZM131 220V219H130ZM136 220V219H135ZM135 220H133L135 222ZM182 220V219H180ZM100 221V220H99ZM124 221V220H123ZM138 221V220H137ZM103 222V221H102ZM116 222V221H115ZM127 222V221H126ZM125 222V223H126ZM153 222V221H152ZM177 222V221H176ZM185 222V221H183ZM107 223V222H106ZM76 224V223H75ZM94 224V222H93ZM156 224V225H157ZM179 224V221L178 223ZM223 224V223H222ZM264 224V223H263ZM262 222L257 217H249V219H245L244 224L242 222L241 225V231L245 233H253V235H250L252 237L259 236L264 231V226ZM87 225V224H86ZM96 225V224H95ZM99 225V224H98ZM101 225V224H100ZM106 225V224H105ZM108 225V224H107ZM123 225V224H121ZM152 225V224H150ZM97 226V225H96ZM102 226V225H101ZM117 226V225H116ZM141 226V227H142ZM154 226V225H153ZM152 226V227H153ZM182 226H184L182 224ZM187 226V225H186ZM184 226V227H186ZM212 226V224H211ZM210 226V227H211ZM65 227V226H64ZM103 227V226H102ZM110 227V226H109ZM112 227V226H111ZM120 227V226H119ZM140 227V228H141ZM157 227V226H156ZM181 227V226H180ZM207 227V226H206ZM100 228V227H99ZM98 228V229H99ZM124 228V227H121ZM120 228V229H121ZM139 228V229H140ZM159 228V227H158ZM209 228V227H208ZM219 228V227H218ZM68 229V228H67ZM97 229V227H96ZM95 229V231H96ZM102 229V228H101ZM100 230V229H99ZM136 230V229H135ZM150 230V229H149ZM153 230V229H152ZM86 231V230H85ZM103 231V230H102ZM106 231V230H105ZM110 231V230H109ZM119 231V229L117 230ZM131 231V230H130ZM206 231V230H205ZM114 232V231H113ZM148 232V231H146ZM184 232V231H183ZM68 233V232H67ZM99 233V232H98ZM115 233V232H114ZM121 233V232H120ZM185 233V232H184ZM183 233V234H184ZM100 234V233H99ZM106 234V233H105ZM142 234V233H141ZM181 234V232H180ZM182 234V235H183ZM186 234V233H185ZM231 234V233H230ZM88 235V234H85ZM98 235V234H97ZM109 235V233L107 234ZM134 235V234H133ZM138 235V234H137ZM140 235V233H139ZM188 235V234H187ZM122 236V235H121ZM142 236V235H141ZM116 237V236H115ZM135 237V236H134ZM186 237V236H184ZM183 237V238H184ZM85 238V237H84ZM121 238V237H120ZM119 238V239H120ZM126 238V237H125ZM193 238V237H192ZM118 240V239H117ZM224 241V245L221 248L219 245V241ZM129 241V239H128ZM132 241V240H131ZM108 242V241H107ZM115 242V241H114ZM124 243V242H122ZM131 243V242H130ZM42 245V244H41ZM111 245V244H110ZM218 246V247H217ZM108 247V246H107ZM41 248V247H40ZM103 250V249H102ZM49 253V252H48ZM91 253V252H90ZM108 254V253H107ZM226 255V256H224ZM41 256V255H40ZM93 258V257H92ZM95 260V259H94ZM86 261V259H85ZM97 261V260H96ZM33 264V262H32ZM83 264V263H82Z\"/></svg>",
  "mask_w": 264,
  "mask_h": 264
}]
</instances>
